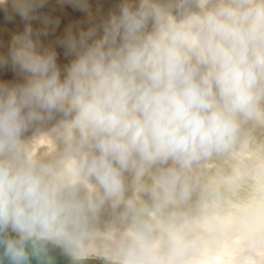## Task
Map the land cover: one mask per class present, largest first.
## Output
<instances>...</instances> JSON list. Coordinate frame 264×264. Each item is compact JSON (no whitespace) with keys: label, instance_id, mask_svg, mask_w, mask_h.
I'll return each instance as SVG.
<instances>
[{"label":"water","instance_id":"water-1","mask_svg":"<svg viewBox=\"0 0 264 264\" xmlns=\"http://www.w3.org/2000/svg\"><path fill=\"white\" fill-rule=\"evenodd\" d=\"M125 2L5 0L0 104L31 79L14 58L23 38L36 54L53 57L63 80L76 59L72 42L79 47L93 30L88 44L102 38ZM155 2L177 15L180 0ZM254 93L259 115L235 113L229 146L188 164L138 152L121 163L117 153L101 151L99 139L69 129L74 112L33 105L13 120L0 107V214L8 217L0 228L20 238L11 226L18 214L46 218V238L30 239L76 264H264V80Z\"/></svg>","mask_w":264,"mask_h":264},{"label":"clouds","instance_id":"clouds-1","mask_svg":"<svg viewBox=\"0 0 264 264\" xmlns=\"http://www.w3.org/2000/svg\"><path fill=\"white\" fill-rule=\"evenodd\" d=\"M175 11L155 0H126L102 38L88 44L93 30L79 47L72 42L76 59L63 80L53 57L36 54L23 38L14 58L31 79L0 107L13 120L33 105L74 112L69 129L99 139L101 151L117 153L121 163L138 152L149 161L171 156L188 164L228 147L235 113L259 115L254 89L264 80V0H180ZM22 217L11 223L21 246L9 241L5 248L17 262L28 259L25 240L50 231L46 218Z\"/></svg>","mask_w":264,"mask_h":264},{"label":"trees","instance_id":"trees-1","mask_svg":"<svg viewBox=\"0 0 264 264\" xmlns=\"http://www.w3.org/2000/svg\"><path fill=\"white\" fill-rule=\"evenodd\" d=\"M9 241H16L17 246H21L20 238L7 234L0 228V264H76L45 241L31 239L25 240L22 244L28 259L13 261L5 251Z\"/></svg>","mask_w":264,"mask_h":264}]
</instances>
